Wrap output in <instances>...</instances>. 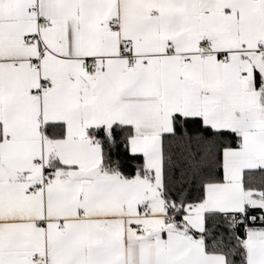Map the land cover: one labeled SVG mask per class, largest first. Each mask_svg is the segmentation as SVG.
<instances>
[{"label":"snow or ice","instance_id":"obj_1","mask_svg":"<svg viewBox=\"0 0 264 264\" xmlns=\"http://www.w3.org/2000/svg\"><path fill=\"white\" fill-rule=\"evenodd\" d=\"M0 264H264V0H0Z\"/></svg>","mask_w":264,"mask_h":264}]
</instances>
